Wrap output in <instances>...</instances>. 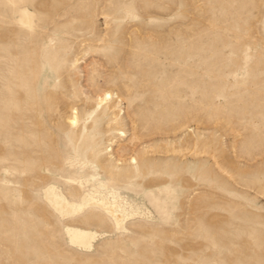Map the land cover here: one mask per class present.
I'll list each match as a JSON object with an SVG mask.
<instances>
[{
  "label": "rangeland",
  "instance_id": "374dc122",
  "mask_svg": "<svg viewBox=\"0 0 264 264\" xmlns=\"http://www.w3.org/2000/svg\"><path fill=\"white\" fill-rule=\"evenodd\" d=\"M0 264H264V0H0Z\"/></svg>",
  "mask_w": 264,
  "mask_h": 264
},
{
  "label": "bare ground",
  "instance_id": "6f19581e",
  "mask_svg": "<svg viewBox=\"0 0 264 264\" xmlns=\"http://www.w3.org/2000/svg\"><path fill=\"white\" fill-rule=\"evenodd\" d=\"M21 22L23 25L33 28V15L27 10L23 11ZM112 98L111 93L107 92L100 99V102H108ZM77 120V115L71 117L73 124H76ZM45 200L62 220H74L84 214L86 215L87 212L99 210L120 231L124 229L130 218V215L125 212L114 194H112L111 198H108L97 190L86 193L80 202L70 201L58 195L55 191H47ZM67 235L72 247L84 251L93 248L95 241L100 238V235L94 231L72 226L67 227Z\"/></svg>",
  "mask_w": 264,
  "mask_h": 264
}]
</instances>
